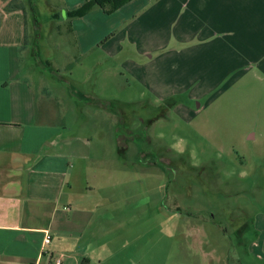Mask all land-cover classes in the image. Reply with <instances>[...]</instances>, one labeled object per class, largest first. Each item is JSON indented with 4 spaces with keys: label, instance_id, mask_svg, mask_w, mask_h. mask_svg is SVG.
<instances>
[{
    "label": "crops",
    "instance_id": "crops-1",
    "mask_svg": "<svg viewBox=\"0 0 264 264\" xmlns=\"http://www.w3.org/2000/svg\"><path fill=\"white\" fill-rule=\"evenodd\" d=\"M11 1L0 0V264H54L56 258L61 264H157L155 242L141 245L124 237L134 231L133 213L102 206L97 184L106 178L97 170L96 175L90 172L107 162L92 154V147L107 149L102 136L109 135L119 149L117 127L123 111L114 106L124 102L114 95L107 99L86 94V99L82 83L74 79L75 66L68 80L60 79L68 90L33 87L22 56L30 42L37 44L40 32L28 31L24 1L16 0L23 9H7ZM85 1L60 0L59 15L68 25L75 60L92 49L112 60L88 81L95 76L103 80L106 72L116 76L117 69L127 67L159 100L178 93L205 98L194 111L185 110V116L198 117L213 107L210 127L215 136H226L228 128L234 139H256L257 128L264 135V0H131L110 14L94 7L80 17L66 16ZM111 18L120 20L119 29L100 41L106 33L93 36L90 20ZM171 40L178 42V51H165ZM125 41L135 46V55L116 62L132 49ZM77 64L78 70L86 67ZM97 66H87V71ZM89 97L114 109L102 112L98 107L87 114ZM88 115L97 119L93 132H72L77 120ZM101 115L114 119L111 126H101ZM262 177L258 180L264 190ZM258 216L254 228L261 233L250 247L260 249L264 214ZM45 231L51 236L49 244L43 243ZM174 263L187 264H160Z\"/></svg>",
    "mask_w": 264,
    "mask_h": 264
},
{
    "label": "rangeland",
    "instance_id": "rangeland-1",
    "mask_svg": "<svg viewBox=\"0 0 264 264\" xmlns=\"http://www.w3.org/2000/svg\"><path fill=\"white\" fill-rule=\"evenodd\" d=\"M23 1L28 31L35 29L32 26L36 20L40 32L34 46L32 38H28L34 50L30 46L22 56L32 86L42 85L54 93L68 90L60 79L68 80L70 68L75 66L74 79L82 83V94L107 99L114 95L124 102L122 107L113 104L123 111L117 127L120 150L115 149L109 135L102 136L107 149L92 147V154L107 162L101 169L94 166L90 171L92 175L96 170L102 172L106 178L97 184L102 206L133 213L137 230L134 227L133 233H124V237L141 245L155 242L157 264H264V248L250 247V243L258 242L261 233L254 228L255 219L264 214L263 183L258 180L264 176V135L260 128L256 139H234L223 123L229 133L215 136L210 127L213 107L204 109L198 117L185 116V110L194 111L205 98L191 99L186 93H178L171 99L159 100L134 80L127 67L117 69L116 76L106 72L105 79L96 80L95 76L88 81L112 60L96 49L74 59L68 25L59 15L60 0ZM90 22L93 36L102 31L106 34L100 41H106L118 31L120 20ZM81 25L88 27L85 22ZM128 45L132 49L116 62L134 57L135 46L125 41V47ZM171 49H178L177 41L171 40L165 51ZM78 62L86 67L78 70ZM96 64L100 66L87 71V66ZM111 77L116 78V86ZM87 101V114L98 107L103 108L102 112L112 107L90 97ZM101 116L102 127L114 122ZM95 118L88 115L85 120H77L72 132L78 136L91 134ZM92 142L97 144V138L93 137ZM115 159L118 166L114 165ZM219 227L224 230L219 231Z\"/></svg>",
    "mask_w": 264,
    "mask_h": 264
},
{
    "label": "trees",
    "instance_id": "trees-1",
    "mask_svg": "<svg viewBox=\"0 0 264 264\" xmlns=\"http://www.w3.org/2000/svg\"><path fill=\"white\" fill-rule=\"evenodd\" d=\"M131 0H86L84 3L79 5L73 10H69L66 13V16L69 18L73 17H80L85 14H87L89 11H91L94 7L101 8L105 13L110 14L114 12L115 10L119 9L126 3H128ZM20 8L23 9V5L20 3H16V0H12L8 5L7 9H15ZM33 9V8H32ZM36 23L38 22L35 20V31H39V28L36 26ZM104 106V103H100ZM174 264H180V263H174Z\"/></svg>",
    "mask_w": 264,
    "mask_h": 264
},
{
    "label": "built area",
    "instance_id": "built-area-1",
    "mask_svg": "<svg viewBox=\"0 0 264 264\" xmlns=\"http://www.w3.org/2000/svg\"><path fill=\"white\" fill-rule=\"evenodd\" d=\"M50 241H51V236H50V234L47 231H45L43 243L44 244H49ZM54 264H61V258H56L55 261H54Z\"/></svg>",
    "mask_w": 264,
    "mask_h": 264
}]
</instances>
